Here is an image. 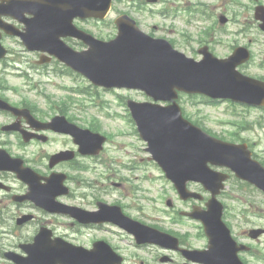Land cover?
<instances>
[{
    "label": "flooded vegetation",
    "instance_id": "1",
    "mask_svg": "<svg viewBox=\"0 0 264 264\" xmlns=\"http://www.w3.org/2000/svg\"><path fill=\"white\" fill-rule=\"evenodd\" d=\"M116 1L111 0L107 9L100 3L85 5L83 0H46V5L48 13L58 12L62 15L63 20L56 23L64 29L66 35H61L59 39L74 50L89 48L81 39L67 35L75 29L84 31L98 40L110 41L116 34V17L121 14H127L135 19L141 29L143 24L140 18H143L145 14L158 13L160 16L168 14L163 6L167 3L165 0H123L125 6H122L119 11H116ZM208 1L209 4L205 0H193V7L195 4L198 5L200 7L198 13L211 24L208 29L220 28L219 18L225 16L227 25L232 23L239 25L240 35H243L244 25L247 22L248 25L253 26L258 35L264 37V32L260 29V21L256 18V16L264 15V0ZM145 2H151L163 8L159 11L142 10ZM90 13H94L95 16L87 15ZM189 13H191V4ZM0 25L17 31L24 30L22 21L6 15L0 16ZM157 28L158 25L152 24L147 30H143L153 37H162L157 34ZM0 32L1 42L4 45L9 46L13 43L20 46L22 50H26L18 37L9 35L2 29ZM213 39L209 36L206 39L207 43L212 44ZM253 44L249 39L247 46L251 50H253ZM261 45L264 46V43ZM7 49L10 50L9 47ZM31 53L38 57L41 55L37 51ZM259 77L264 80V75ZM34 93L43 99V105L48 104L46 94L40 91ZM19 98L22 100H15L14 105L26 109L33 118L27 113L13 114L0 111L2 117L0 148L5 149L12 157L15 168L14 171L0 169V256L3 259L7 258L6 253L24 256L30 250L42 252L63 246L69 249L94 248L96 251H106L109 248L113 254L111 253L108 258V264H218L216 262L219 258L213 255L205 256L204 262L192 257L189 260L185 256L187 253L184 250L208 248L209 240L199 222H138L150 223L151 226L175 236L177 243H173V247L138 243L133 234L119 222H80L73 211L80 207L94 210L98 207L100 200L117 204L125 211L126 205L123 202L126 197H131L132 192V188L126 186L128 179L117 177L116 172H111L109 168L106 172L100 171V168L97 169L101 164L100 155L105 152V147L95 156L80 154L71 135L60 132L55 125H48L53 116L64 115L67 121L79 127L99 132L88 124L83 126L84 122L79 120V108L75 116L70 114L73 112L72 109L70 111L56 109L53 113L54 110L50 106L51 100L45 108L43 105L25 100L26 97L22 98L19 95ZM9 124L13 126L12 130L1 129L3 125ZM241 142L243 140H240ZM246 143L248 144V141ZM61 151H71L72 158L53 162L51 157ZM251 153L252 157L258 159L264 166V161L259 159L253 150ZM84 174L101 176L104 189L95 191L92 196L90 193L86 195L80 192L79 189H84V186L91 192L95 190L92 185L89 186V180L83 177ZM51 175H57L60 183L53 194L55 201L66 207V211L62 213L51 212L42 205V203L46 204L42 196ZM84 181H87L86 185ZM35 189L39 191L38 201L42 203L36 202ZM116 190L121 192L119 200L113 198L107 201L103 198L104 195L114 196ZM89 196L92 197L91 201L88 199ZM224 220L231 238L239 248L237 255L240 260L244 264H264V258L260 259V255H264V222H244L243 219L234 218L226 211ZM135 229L139 228L135 227ZM8 263L13 264L10 261Z\"/></svg>",
    "mask_w": 264,
    "mask_h": 264
},
{
    "label": "water",
    "instance_id": "2",
    "mask_svg": "<svg viewBox=\"0 0 264 264\" xmlns=\"http://www.w3.org/2000/svg\"><path fill=\"white\" fill-rule=\"evenodd\" d=\"M29 5H31L29 0H21L20 5L11 8L9 12L18 15L24 10L32 13L39 11L35 7H27ZM118 26L117 36L109 43L91 41L93 49L82 52L64 49L48 51L96 85L139 89L152 97L154 102L127 101L139 135L147 142L146 150L151 154L150 159L157 162L165 176L173 182L182 199L199 197L186 189L188 181H199L211 191L212 196L206 203L207 210L194 207L188 215L201 220L206 226L216 225L218 234L212 237L214 242L211 253L222 256L232 253L234 261L240 264L235 250L231 251L230 246L226 244L225 240L229 237L221 230L222 205L215 198L222 188L225 176L212 170L208 163L228 166L238 177L255 183L263 190L264 169L251 160L249 153L243 151V146L213 138L182 118L175 99L178 91L199 92L213 98H230L262 105L264 82L236 71L235 68L245 52L243 48H238L229 59H217L205 53L202 60L194 61L172 49L167 41L146 36L136 26L124 21H120ZM27 33H34L31 25L28 26ZM25 41L27 45L32 43L28 38ZM157 101L170 103L161 105ZM0 107L9 108L2 100ZM77 132L90 133L87 130ZM82 136L80 135L81 140ZM102 141L103 138L100 137L98 149L101 148ZM80 147H87L86 143L81 142ZM3 161L7 162L6 159ZM167 204H171L169 200ZM98 216L112 219L114 222H137L123 216L118 207H103L102 211L94 215ZM136 235L138 239L150 242H166L171 238L150 227L146 231H137ZM217 240L224 243L216 245ZM105 256V250L101 252L58 250L40 254L29 253L26 258L10 257L16 264H104Z\"/></svg>",
    "mask_w": 264,
    "mask_h": 264
},
{
    "label": "rangeland",
    "instance_id": "3",
    "mask_svg": "<svg viewBox=\"0 0 264 264\" xmlns=\"http://www.w3.org/2000/svg\"><path fill=\"white\" fill-rule=\"evenodd\" d=\"M168 1L171 2L173 9L179 5V10L167 19L159 15L148 16L146 14L140 18L143 24L142 28L147 30L156 22L160 27L157 34L174 39L177 49L188 56L195 57L197 47L203 43L201 41L204 38L203 30L209 21L194 16V14H191L190 18V14L184 10V7H188L190 2L193 3V0ZM205 2L209 4L208 0ZM145 6L147 9L151 7L155 11H158L160 7L159 5L153 6L151 3ZM187 18L190 19L189 23L186 21ZM236 26L237 24L232 23L225 28V31L215 27L217 33H214L215 39L212 43L215 54L224 56L230 53L229 46L234 40L243 43L248 42L249 39L253 41L258 39L257 46L256 44L253 46L256 57L245 71L252 74L264 72V65L259 66L260 63L264 64V46L260 44L263 43L260 40H264V37L256 35L253 26L248 27L247 34L241 37L236 32ZM10 47L12 48L10 57L17 58V61L16 63L11 61L7 72H3L0 65V94H9L7 90L17 87L18 89L12 90L18 92L42 90L54 101L72 99L77 103L72 106L84 108L79 116L81 122L85 117L92 121H99L101 123L100 130L110 136L109 141L105 144V152L100 155L101 164L97 169L100 168V171L106 172L109 168L111 172H116L117 177L128 179L126 186L131 187L132 192L131 197H126L123 202L126 205V213L143 222H171L169 217L172 216L174 209L168 208L165 200L170 198L175 208L183 207V203L178 200L172 183L164 177L160 168L146 158L148 156L145 152L146 143L130 122L129 111L122 100L124 96L138 101L148 100V98L137 91H102L100 89L96 93L95 88H90L88 82L80 77L72 80L67 76L57 77L58 75H54V72L58 73L59 68L56 71L49 68L50 72L44 74L35 72L36 70L44 72V70L33 66V55L22 51L19 46ZM32 71L34 72L32 73ZM16 74L21 76L25 74L24 77H31V81L28 82L26 79L23 81V77H18ZM28 74L30 75L28 76ZM71 86H80L86 94L69 93L66 89ZM19 94L24 95L23 93ZM96 94L97 99L103 100L99 102L103 104V108L92 106L91 101ZM26 96L29 100L43 105L42 98L35 97L32 93H28ZM8 98L19 99L11 95ZM178 101L193 123L198 124L208 133L223 136L227 140L237 138L248 140L259 157L264 159V111L238 105L227 106L224 103L209 105L205 104L203 97L198 95L180 94ZM43 106L46 108L45 105ZM260 118H262L261 122H256ZM86 162L89 163V161ZM131 167L133 169H130ZM83 177L89 180V186L92 185L95 190L91 192L84 186V189H79L80 192H84L86 195L90 193L92 196L95 191L104 189L102 188L103 179L98 174H84ZM84 182L86 185L87 181ZM135 187L138 188V191H135ZM188 187L198 190L195 184L189 183ZM226 188L219 198L223 204L228 205L229 213L233 217L238 215L237 219H243L246 222H264V194L237 179L230 180ZM115 194L117 197L118 192ZM100 195L102 197L101 193ZM91 196L88 197L89 201H91ZM103 198L111 201L114 196L112 194L104 195ZM182 222L191 221L183 220ZM0 264L9 263L0 256Z\"/></svg>",
    "mask_w": 264,
    "mask_h": 264
}]
</instances>
